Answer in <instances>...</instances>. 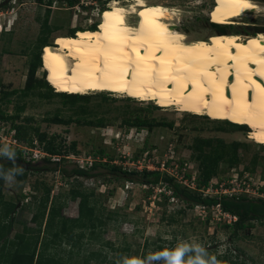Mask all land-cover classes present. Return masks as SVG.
<instances>
[{
  "label": "rangeland",
  "instance_id": "374dc122",
  "mask_svg": "<svg viewBox=\"0 0 264 264\" xmlns=\"http://www.w3.org/2000/svg\"><path fill=\"white\" fill-rule=\"evenodd\" d=\"M111 1L121 6L132 2L52 0L48 7L47 1L38 4L34 0H0V115L18 114L16 125H24L28 119L24 125L26 138L34 146L19 143L12 123L0 119V155L5 149H16L24 159L35 163L47 157L51 161L60 158L68 170L89 169L99 164L133 172L156 170L203 197L247 194L264 200V145L249 139L251 127L240 129L230 125V121L179 112L176 107L163 109L159 104L108 92H89L82 95L88 96L87 101L74 104H64L60 97L48 95L46 87L27 96L20 94L40 44V25L46 10L50 9L48 24L56 28L46 42L48 46H57L73 29L72 36L77 37L81 32L76 30L101 29L102 17ZM253 1L260 10L236 19V25L227 27L215 24L220 10L218 0H147V3L175 10L169 23H174L188 40L197 42L215 41L226 34L242 38L264 35V0ZM140 21L141 17L128 19L130 24ZM43 48L40 55L46 50ZM34 79L48 85L41 66L35 70ZM51 89L52 94L59 93ZM14 91L17 93L11 95ZM56 116L64 123L49 121ZM137 120L153 125L134 127ZM40 135L62 146V156H49L42 151ZM215 157L216 176L207 187H199L201 162L210 160L212 166ZM100 172L106 173V167ZM47 190V208L55 201L61 204L65 217L77 218L79 199L72 200L70 196L71 191H81L89 197L90 205L95 206L97 216L106 220L99 243L89 244L86 238L77 240L74 236L76 244L72 247V243L57 238L55 245L44 252L57 264H117L121 256L144 258L156 245L174 247L179 241L193 238L205 248L212 247V255L222 262L226 255L238 264H264V222H254L252 228L239 231L238 237L231 239L233 219L218 207L188 209L181 200L171 197L163 185L130 183L116 180L110 174L67 179L51 171L28 173L24 181L5 179L4 199L17 207L9 240L22 232L24 226L36 228L31 218L45 200ZM46 217L45 214L40 238L49 241L54 230L44 233ZM40 252L42 248L38 246L35 260ZM91 252L95 255L90 256Z\"/></svg>",
  "mask_w": 264,
  "mask_h": 264
},
{
  "label": "bare ground",
  "instance_id": "6f19581e",
  "mask_svg": "<svg viewBox=\"0 0 264 264\" xmlns=\"http://www.w3.org/2000/svg\"><path fill=\"white\" fill-rule=\"evenodd\" d=\"M218 1L214 21L224 27L259 9L253 0ZM174 13L147 0L111 1L100 30L48 47V85L59 93L108 92L249 126V139L264 145V35L190 41L169 23Z\"/></svg>",
  "mask_w": 264,
  "mask_h": 264
},
{
  "label": "trees",
  "instance_id": "16d2710c",
  "mask_svg": "<svg viewBox=\"0 0 264 264\" xmlns=\"http://www.w3.org/2000/svg\"><path fill=\"white\" fill-rule=\"evenodd\" d=\"M38 4H42V2L47 1L50 7V3L52 0H34ZM74 1V0H72ZM70 1L69 3H71ZM50 13V9L46 10L45 18L40 25V44L37 48V52L35 53L34 59L30 63L29 71L27 75V81L25 88L20 92L21 95L27 96L31 92L33 93L35 89L40 90L42 87L47 88V93L50 96H58L62 100L64 104H74L78 101H87L88 96H82L78 94H65V93H51L50 86L47 85V78L49 75V68L46 60L42 57L43 53L49 47L46 39L48 35L56 30V28L51 27L48 24V16ZM95 30V27L93 28ZM100 30V29H96ZM75 29L72 30L70 37L77 38V36H72ZM77 31H87V30H76ZM48 46V47H47ZM51 46V45H50ZM44 47V48H43ZM47 47V48H46ZM46 49L42 55L41 49ZM43 68L45 72V83L43 84L40 80L34 79L35 70L37 68ZM48 68V69H47ZM34 84H36L34 86ZM17 92H12L11 95H14ZM41 97V94H39ZM49 96V97H50ZM45 97V96H44ZM19 118L18 114L13 116H7L5 114L0 115V119L2 121H10L12 123L11 128L15 131V138L19 143L27 144L29 148H33L32 140L26 138L25 129L29 120L25 119L26 124L16 125L14 124L15 120ZM55 124H63L62 120H60L57 116L49 120ZM229 123V122H228ZM134 127H151L153 123H147L145 121L133 122ZM233 127L236 128H249V126L238 125L232 122L229 123ZM91 125V124H90ZM99 127V126H96ZM39 144L42 146V151H44L49 156H57L61 157V152L63 147L55 145L53 140H46V138L40 135ZM261 145V144H260ZM217 157L213 158L212 166L209 165L210 160L201 162V180L198 182L199 187H207L210 180L216 176V162ZM61 159H57L51 161L50 157L43 158L41 162H33V160H26L22 157L21 152L18 150H9L5 149L3 154L0 155V258L3 261V264H57L54 258H48L44 255V252L50 248V246L55 245L57 238L64 239L63 241L68 244L72 243V247L76 244L75 237L76 236L80 240L82 238H86L89 244L99 243L101 229L105 226L106 220L102 216H97L95 213V206L90 205L89 197L86 193L81 191H71L70 198L72 200L79 199L78 203V217L77 218H67L65 217L61 210V204H56L55 201L50 203L49 208H47V202L49 198L48 190L45 193V200L40 202L39 206L36 208V212L33 214L31 221L36 224V228H29L27 226L23 227V231L17 233L13 240L8 239V235L11 231V227L13 225V217L16 212V206L4 199L2 187L3 182L5 180V176L9 173L12 174V178H15L18 181H24L27 178L28 173H42V172H58L64 178H98L107 176L110 174L116 180H124L130 183H136L140 185H146L150 187H154L157 185H163L171 193V197L181 200L188 209H191L195 206L200 207H218L222 213L228 214L235 218L232 222V232L231 239L238 237V232L243 230H248L253 227L254 222H264V200L260 197H248L245 196L247 194H241L239 196L233 195H222L215 197H203L201 193L192 192L187 186H180L175 182V180L168 175L159 172V171H148L144 170L142 172H133L122 170L118 166H105L103 164L99 165H91L89 169L73 167L70 170L65 168L61 164ZM106 167L107 172L102 173L100 170H103ZM22 170V171H17ZM95 171V173H93ZM263 191V190H261ZM45 214L46 222L44 233H48L49 230H54L52 232V239L47 240L46 237L40 238V234L42 233L41 225L44 220ZM75 231H77L75 233ZM108 245V244H106ZM110 245V244H109ZM154 245V244H153ZM40 246L42 248V252H40L36 257L37 247ZM165 248L162 245H156L154 250L144 254L143 257H146L148 254L162 250ZM168 248H171L168 247ZM212 247L207 246L206 250L210 255L213 254L211 250ZM95 255L94 252H91L90 256ZM120 259H117L118 261ZM225 261H229V264H238V262L234 260H230L226 255L223 256V264H226ZM59 264V263H58Z\"/></svg>",
  "mask_w": 264,
  "mask_h": 264
},
{
  "label": "clouds",
  "instance_id": "9594fccd",
  "mask_svg": "<svg viewBox=\"0 0 264 264\" xmlns=\"http://www.w3.org/2000/svg\"><path fill=\"white\" fill-rule=\"evenodd\" d=\"M5 179L11 180L12 174H7ZM117 264H223V262L215 255H210L203 244L193 238L191 241H179L174 247L152 252L144 258L121 256Z\"/></svg>",
  "mask_w": 264,
  "mask_h": 264
},
{
  "label": "water",
  "instance_id": "95a60500",
  "mask_svg": "<svg viewBox=\"0 0 264 264\" xmlns=\"http://www.w3.org/2000/svg\"><path fill=\"white\" fill-rule=\"evenodd\" d=\"M55 1H59V2H62V3H67V2H70L72 0H55Z\"/></svg>",
  "mask_w": 264,
  "mask_h": 264
},
{
  "label": "built area",
  "instance_id": "2783aa9c",
  "mask_svg": "<svg viewBox=\"0 0 264 264\" xmlns=\"http://www.w3.org/2000/svg\"><path fill=\"white\" fill-rule=\"evenodd\" d=\"M108 5V4H107ZM232 219H233V221L235 220V218L234 217H232Z\"/></svg>",
  "mask_w": 264,
  "mask_h": 264
}]
</instances>
